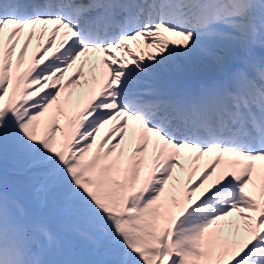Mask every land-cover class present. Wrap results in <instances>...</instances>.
Instances as JSON below:
<instances>
[{
	"label": "snow or ice",
	"instance_id": "1",
	"mask_svg": "<svg viewBox=\"0 0 264 264\" xmlns=\"http://www.w3.org/2000/svg\"><path fill=\"white\" fill-rule=\"evenodd\" d=\"M0 264H264V0H0Z\"/></svg>",
	"mask_w": 264,
	"mask_h": 264
},
{
	"label": "rangeland",
	"instance_id": "2",
	"mask_svg": "<svg viewBox=\"0 0 264 264\" xmlns=\"http://www.w3.org/2000/svg\"><path fill=\"white\" fill-rule=\"evenodd\" d=\"M72 69L69 70V72L66 74V76H70L72 74ZM27 206L30 210H33L35 208V205H33L31 202H27ZM40 216L43 220H45L49 226H51L55 230H59L61 225L59 223V219L56 213V210L53 206L49 205L45 208H43L40 211Z\"/></svg>",
	"mask_w": 264,
	"mask_h": 264
}]
</instances>
